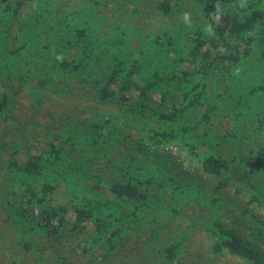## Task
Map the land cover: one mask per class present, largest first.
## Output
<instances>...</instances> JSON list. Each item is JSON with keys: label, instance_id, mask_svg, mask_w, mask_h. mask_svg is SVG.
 I'll list each match as a JSON object with an SVG mask.
<instances>
[{"label": "trees", "instance_id": "1", "mask_svg": "<svg viewBox=\"0 0 264 264\" xmlns=\"http://www.w3.org/2000/svg\"><path fill=\"white\" fill-rule=\"evenodd\" d=\"M0 129L26 264H264V0H0Z\"/></svg>", "mask_w": 264, "mask_h": 264}, {"label": "rangeland", "instance_id": "2", "mask_svg": "<svg viewBox=\"0 0 264 264\" xmlns=\"http://www.w3.org/2000/svg\"><path fill=\"white\" fill-rule=\"evenodd\" d=\"M69 2H70V0H63V4L69 3ZM28 6H29V4H26V3L24 4V6L21 10L22 13H24L27 10ZM143 9L146 11L150 10L149 7H146ZM182 16H184V15H182ZM149 21H151V20L149 19ZM154 21L156 23H158L157 25H160V24L162 25V23L158 22V20L154 19ZM168 22L170 23L171 20L169 19ZM142 23L147 25V23L144 21H142ZM222 122H223L224 126L221 129H219L220 132H222L223 130H225V128H227L229 126L225 123L224 119L222 120ZM182 170L187 172V170L184 169V167L182 168ZM195 179L198 180L199 182L205 183L206 185H209V186L211 184V181L209 178H206L205 176H203L199 173L197 175H195ZM214 185H215V183H214ZM228 192H230L229 195L232 194V191H228ZM240 199L241 198H236V202H238V204L243 203V201H241ZM250 209L256 215H258V217H264V210H261V209L255 210V209H252V207ZM228 211H229L228 214L225 212L224 214H222L220 216V222L225 223L226 225H233V223L231 221L232 218H231L230 213L233 214L234 216H237V217L239 216L240 213L235 211L233 206L228 208ZM207 218H208L207 213L203 210L198 209L195 212V215L190 216L188 221H185V220L181 221V223H183V225H182V228H180V231L186 230V232H187L186 234H188V238L186 240L187 245L184 248L185 253H187L188 251L192 252V250L194 249L193 244H195V243L197 244V246L200 244H205L204 250H206V252L204 253L205 254L204 258L201 259L202 264H207L209 258L211 257V254H206V253H207V251L208 252L210 251V244L212 241H211V237H210V241L208 240L207 231L205 229H202L201 227L198 229V227H193V225L199 224L201 221H204ZM236 219H238V218H236ZM191 224H193V225L190 226ZM89 226H91V225H89ZM190 227L194 228L195 232ZM170 229H172L171 226H170ZM238 229L244 235L245 239L248 240L250 238L249 237V235H250L249 230H246L242 227H239ZM172 232H173V230H172ZM175 233H176V231L174 230V234ZM198 233H199V235H197ZM250 236L252 237V234ZM69 238H71V237H69ZM81 239L82 238L80 237L79 241H81ZM36 241H37L36 242L37 245H39L40 247H44V248L41 252L37 251L34 255H32L33 259L28 260L27 264H54L55 258L51 259V254H50L51 251H49V249L47 248L49 241H47L46 239L43 240L42 238H37ZM79 241H73L72 243H75L74 245H77ZM13 243H14V245H17L16 248H19V249L13 251L14 253H11L9 246H7V242L2 240L0 237V263L1 264H26L25 262H23V260L28 259V258L24 257L26 255V252L23 250L24 248H23L22 244H20L18 242H13ZM55 248H56V246H55ZM52 250L55 251V249H52ZM57 250H59V249H57ZM261 250L264 251V247H262ZM197 260H198V257L194 258V261H197ZM81 264H84V263H81ZM215 264H242V263L240 260H237V259H234L230 256H227V257H220V258L216 259Z\"/></svg>", "mask_w": 264, "mask_h": 264}, {"label": "clouds", "instance_id": "3", "mask_svg": "<svg viewBox=\"0 0 264 264\" xmlns=\"http://www.w3.org/2000/svg\"><path fill=\"white\" fill-rule=\"evenodd\" d=\"M184 20H185V23H187L188 20H189V15H188L187 13H185V15H184ZM56 59H57L58 61H62L63 57L60 56V55H57V56H56Z\"/></svg>", "mask_w": 264, "mask_h": 264}]
</instances>
